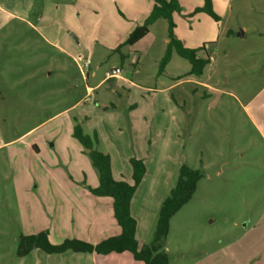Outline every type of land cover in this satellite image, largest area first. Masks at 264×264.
Here are the masks:
<instances>
[{
    "label": "rangeland",
    "instance_id": "1",
    "mask_svg": "<svg viewBox=\"0 0 264 264\" xmlns=\"http://www.w3.org/2000/svg\"><path fill=\"white\" fill-rule=\"evenodd\" d=\"M226 2L230 8L216 28L215 39L208 42L213 61L201 78L210 88L182 83L167 94L146 90L161 87L152 80L157 49L137 65L140 53L130 54L135 61L122 59L130 45L124 43L116 51L96 46L91 60L98 75L86 82L72 59L39 42L30 30H20L17 21L0 11V144L10 142L0 148V264H20L22 235L48 232L54 245L72 240L58 243L55 234L58 225H70L77 211L72 213L70 202L62 196L45 208L36 201V185L44 175L63 172L70 173V182L80 186L99 178L73 135L75 118L82 117L80 109L93 102L72 107L85 99L87 86L99 84L115 66L122 67V75L139 88L134 89V106L129 111L128 99L111 94L119 108L104 112L97 106L100 113L93 118L101 128L105 122L107 142L121 143L122 152L133 158L137 151L146 163L149 178L138 206L142 235L150 233L148 239L153 240L162 206L158 200L169 196L185 164L199 170L203 178L191 201L171 220L167 238L171 259L194 262L209 252L219 259L208 263L264 264V0H217L219 6ZM0 4L7 8V2ZM79 8L84 13L80 20L69 8L70 24L85 28L88 36L104 39L113 27L111 1H82ZM167 24L164 19L154 29L159 45ZM81 55L83 60L90 54ZM175 58L171 72L191 69L189 61L179 55ZM60 61L66 72L58 69ZM49 70L54 72L51 77ZM123 87L129 94V85ZM35 140L41 145L39 155L31 149ZM114 155L117 173L132 169L129 160ZM79 173L87 179L78 178ZM182 255L187 258L182 260Z\"/></svg>",
    "mask_w": 264,
    "mask_h": 264
},
{
    "label": "crops",
    "instance_id": "2",
    "mask_svg": "<svg viewBox=\"0 0 264 264\" xmlns=\"http://www.w3.org/2000/svg\"><path fill=\"white\" fill-rule=\"evenodd\" d=\"M3 1L7 2V8L0 4V11L8 13L10 17L17 21L21 25L20 30L21 28L30 30L31 32L35 33L37 37H39V42L55 49L60 55H65L67 58L72 59L82 72L86 82L90 80V77H96L98 75L93 71V61L91 60V54L96 49V46L102 47L108 51H116L117 48H122L123 44L127 41L134 29L144 23L145 19L150 14L153 3L152 0H110L112 10L109 12V14L113 22L112 30H110L108 33H105L104 39H102V37H98V39H96L97 37L88 36L87 30H85V28L83 29L79 25L78 27L72 25L69 21V14L72 8L74 16L79 17L78 20L83 17L84 13L80 8L77 10V5H79L80 2H85L87 0H72V3H68L69 0ZM179 1L183 11L181 14L174 15V20L177 26L175 30L176 36L188 48L198 49L205 46V51H199L198 54L200 57H206L208 55V47L210 44L208 42H213L215 39L213 35L216 31V28L218 27L217 29H219L220 25L222 24L225 13H227L230 8V3H221V6H219L217 0H212L215 12L221 17V21L216 22L206 13H195L197 8H201L205 5V0H190V3H186V0ZM71 4H73V6ZM55 10H58L57 15ZM96 10L97 15L100 14L99 9L96 8ZM102 15L103 14H101V16ZM163 20L164 19H159L153 25H151L150 32L139 42L129 47V53H122V59L135 61V59L131 58L130 54L140 53L137 65H142L144 64L145 60L150 57V54L154 49L158 50V57L153 59L155 66H157V71L153 75L152 80L153 82L161 83V87L155 86V89H146L148 92L167 94L182 83H193L202 88L209 89L210 86L208 82L201 80L204 75L201 77L189 75L191 69L184 73H174L170 71L171 64L178 55L176 52L173 53L171 61L166 67L165 72L162 75H159V63L162 60L169 44L168 24L166 34L162 36V42L160 45L158 44V37L154 33V29L158 27L159 23H161ZM12 31H14L13 28ZM133 48H139V51H134ZM87 52L90 55L81 60V54H85ZM88 59L91 60V64L89 67V72L85 74L82 71V66ZM212 61L213 58L211 57V63ZM57 62H59V58L57 59ZM100 68V65H97L95 70L98 71ZM114 68L122 69L120 66H115L113 69ZM58 69H60V71L62 70L63 72H66L63 61H60V64H58ZM53 74V71H48V76L51 77ZM113 80L115 81L111 84L110 88L106 87V90H103L100 93L98 92V90L100 91V89L103 88L108 82ZM167 83L170 84L167 85ZM123 84L129 85V87H126L129 90V94H127ZM134 89L139 88L137 85H135V82L130 80L126 75L122 76L121 78L110 80L106 79L105 76V78L96 86H87V94L85 99L83 98L72 107L74 109H78L83 102H93V104H90V106H84L80 109L82 117L81 119L75 118V122L76 124H80L87 134L91 136H98L99 149L106 151L111 155L112 170L115 179H124L128 182H132L133 168H128V170L127 168L124 170L121 169V173H117L114 167V154L116 153L117 156L121 155L122 159H124V162H127L128 160L130 161L134 155H125L122 152L121 143L117 141H114L113 143H110L109 141L107 142L106 132L108 129L105 126V122L104 127L102 126L101 128L102 124L95 122L94 118H96L97 114L100 113L98 107L102 108L104 112H109L110 109L119 108V106L114 103L113 98H111V94H117L121 100L128 99L126 105L130 111L134 106ZM109 90L112 93H110ZM88 95L91 97L90 101H87ZM93 95L94 99H92ZM93 115H95L94 118ZM34 129L28 131V133L32 132ZM149 137L150 135L148 133L146 138L149 139ZM8 144H10V142L1 143L0 148ZM30 145L31 149L38 155L41 153V145L39 144V141L35 140ZM135 156L136 158L143 159L142 154L139 155L137 151L135 152ZM122 171L124 172L122 173ZM77 176L81 179L82 177H87L85 173H79ZM70 178H72V175L70 173L64 172L59 176H56V174L55 176L51 174L48 176L44 175L43 178H39L41 179V184L39 183L36 185V201L41 202L45 208L48 207V204H50L53 199H57L58 196H62L67 202H70L69 208L72 209V213H75L74 210L77 211L75 217L72 214L74 219L70 225L62 224L60 227L58 225V230L55 234V236L58 237V241L56 242L60 243L67 239H79L93 245H97L102 241L104 242V240L108 238L119 236L121 234V228L118 225L114 215L113 199L109 197H97L90 192V189H95L99 186V178H93L91 181L89 180L88 182L84 183V186L75 185L74 183L70 182ZM148 178L149 177L146 174L132 200V214L138 221L137 238L142 245H147L151 242L148 239L150 233L145 236L141 233L139 227L140 213L138 211V206L140 203L139 196L141 195ZM26 191H29V189ZM164 196L165 195H163L162 199L158 200V206L159 204L162 205L165 198ZM52 222H54V219ZM41 226L42 225H40V227ZM53 228L54 226H51L50 229L53 230ZM39 229L40 228H38V230ZM34 232L35 231H25V234H34ZM166 251L169 254L167 244ZM203 255H205V257H200L194 262L190 261L188 263L179 262L178 259L172 260L170 257V264H219L217 261L208 263V260L210 259L218 260L219 257L217 254L206 252ZM186 258L187 257L185 255H182L181 257L182 260H185ZM29 261H35V264H144L143 262L135 260L134 256L130 252L111 253L105 255L95 252L76 253L73 251H65L64 253L60 254H47V252H44L40 249H35L29 255L20 257L19 259L20 264H29Z\"/></svg>",
    "mask_w": 264,
    "mask_h": 264
},
{
    "label": "trees",
    "instance_id": "3",
    "mask_svg": "<svg viewBox=\"0 0 264 264\" xmlns=\"http://www.w3.org/2000/svg\"><path fill=\"white\" fill-rule=\"evenodd\" d=\"M150 14L144 23L137 26L131 33L124 45H134L143 39L149 32L150 27L159 19L168 22L169 44L166 52L159 63V75L165 72L171 61L172 55L176 52L181 58L191 64L189 75L201 77L205 69L211 64V57H200L199 51H205V46L198 49L188 48L176 36L175 14H181L183 8L179 0H152ZM206 13L216 22L221 17L215 12L212 0H205V5L197 8L195 13ZM74 137L81 143L84 153L87 154L94 167L99 173V186L90 189V192L97 197H109L113 199L114 215L121 228V234L111 237L104 242L93 245L79 239L67 240L60 245L50 242L48 232L37 235H22L18 249V256L25 257L33 250L40 249L47 254H60L65 251L76 253H124L130 252L134 259L144 264H170V256L166 251L167 238L170 230V223L174 215L178 213L193 198L203 174L196 169L183 165L180 168L178 182L170 191L169 196L164 200L157 222L153 240L142 245L137 238L138 221L132 214V200L146 175V163L143 159L132 158L130 163L133 168L132 182L116 180L112 170L111 155L99 149V138L87 134L80 124L74 127Z\"/></svg>",
    "mask_w": 264,
    "mask_h": 264
},
{
    "label": "built area",
    "instance_id": "4",
    "mask_svg": "<svg viewBox=\"0 0 264 264\" xmlns=\"http://www.w3.org/2000/svg\"><path fill=\"white\" fill-rule=\"evenodd\" d=\"M91 64V60L88 59L86 61V63L82 66V71L87 74L89 72V67ZM123 71L120 68H114L111 69L110 71L106 72V79L110 80V79H116V78H121ZM91 97L88 95L87 97V101H90Z\"/></svg>",
    "mask_w": 264,
    "mask_h": 264
},
{
    "label": "water",
    "instance_id": "5",
    "mask_svg": "<svg viewBox=\"0 0 264 264\" xmlns=\"http://www.w3.org/2000/svg\"><path fill=\"white\" fill-rule=\"evenodd\" d=\"M240 36H241V37H242V36H244V33H241V35H240Z\"/></svg>",
    "mask_w": 264,
    "mask_h": 264
}]
</instances>
